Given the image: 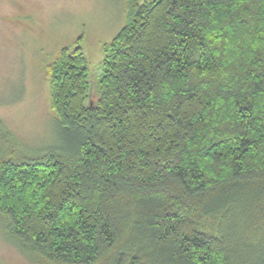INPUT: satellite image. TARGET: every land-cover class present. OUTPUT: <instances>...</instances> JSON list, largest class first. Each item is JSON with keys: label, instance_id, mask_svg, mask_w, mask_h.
<instances>
[{"label": "trees", "instance_id": "16d2710c", "mask_svg": "<svg viewBox=\"0 0 264 264\" xmlns=\"http://www.w3.org/2000/svg\"><path fill=\"white\" fill-rule=\"evenodd\" d=\"M125 2L96 99L83 37L47 65L80 142L0 158L5 232L47 264H264V0Z\"/></svg>", "mask_w": 264, "mask_h": 264}, {"label": "rangeland", "instance_id": "374dc122", "mask_svg": "<svg viewBox=\"0 0 264 264\" xmlns=\"http://www.w3.org/2000/svg\"><path fill=\"white\" fill-rule=\"evenodd\" d=\"M125 23V0H0V158H36L50 149L76 152L80 137L51 108L47 65L83 37L96 99L103 46ZM4 225L0 217V264H47L25 252ZM253 247L263 248L260 242Z\"/></svg>", "mask_w": 264, "mask_h": 264}]
</instances>
